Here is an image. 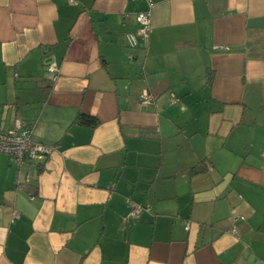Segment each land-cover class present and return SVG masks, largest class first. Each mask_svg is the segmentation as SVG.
<instances>
[{"label": "crops", "instance_id": "crops-1", "mask_svg": "<svg viewBox=\"0 0 264 264\" xmlns=\"http://www.w3.org/2000/svg\"><path fill=\"white\" fill-rule=\"evenodd\" d=\"M151 1L0 0V264H264V0Z\"/></svg>", "mask_w": 264, "mask_h": 264}, {"label": "built area", "instance_id": "built-area-1", "mask_svg": "<svg viewBox=\"0 0 264 264\" xmlns=\"http://www.w3.org/2000/svg\"><path fill=\"white\" fill-rule=\"evenodd\" d=\"M73 3L74 0H68ZM148 4V9L138 11L135 15L138 24L137 34L141 39H147L150 33L151 21L150 10L151 0H145ZM133 39H130V46L134 45ZM131 57V55H129ZM46 71L51 74L54 80L57 76V66L54 60L47 54L44 60ZM153 96L145 89L140 94L141 103L147 104L152 100ZM53 150V146L33 140L30 129L22 127L17 123L14 129L8 131H0V154L9 155L18 165H23L26 162L36 159L46 158ZM19 178H17L18 181ZM128 204V216L136 217L142 210L147 207L136 203L129 197L126 198ZM241 219L243 217H240ZM188 224L186 223V228Z\"/></svg>", "mask_w": 264, "mask_h": 264}, {"label": "trees", "instance_id": "trees-1", "mask_svg": "<svg viewBox=\"0 0 264 264\" xmlns=\"http://www.w3.org/2000/svg\"><path fill=\"white\" fill-rule=\"evenodd\" d=\"M78 122L81 124H85L88 126H94L97 123L96 118L91 116H85V115H79L78 116ZM201 168L196 167L195 170L199 171Z\"/></svg>", "mask_w": 264, "mask_h": 264}]
</instances>
